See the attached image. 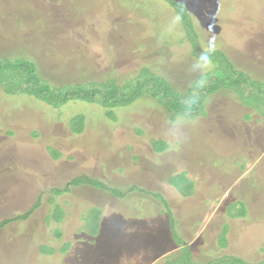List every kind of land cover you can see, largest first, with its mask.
<instances>
[{"label": "rangeland", "instance_id": "374dc122", "mask_svg": "<svg viewBox=\"0 0 264 264\" xmlns=\"http://www.w3.org/2000/svg\"><path fill=\"white\" fill-rule=\"evenodd\" d=\"M176 1L186 11L179 23L166 0H0V58L33 60L43 80L0 82V264H104L107 242L118 249L124 238L140 245L130 264H150L171 243L169 220L187 240L199 235L198 262L264 261V0ZM96 4L105 7L69 13ZM212 36L215 61L194 70V45L202 52ZM229 64L246 77L210 94L195 119L173 117L148 92L113 109L28 94L107 80L124 91L144 68L185 94ZM156 209L162 216L147 215ZM155 222L156 231L140 228ZM107 223L118 232L109 241ZM184 257L189 250L177 263Z\"/></svg>", "mask_w": 264, "mask_h": 264}, {"label": "trees", "instance_id": "16d2710c", "mask_svg": "<svg viewBox=\"0 0 264 264\" xmlns=\"http://www.w3.org/2000/svg\"><path fill=\"white\" fill-rule=\"evenodd\" d=\"M64 1L65 0H52L53 4H50L49 7L55 5L59 7V5H63L65 3ZM30 2H28V6L34 8L35 6L34 2L31 3ZM166 2L177 12V14L181 16V19L184 14L186 15V11L184 12L182 10V8H184V5H182L180 2H177L176 0H166ZM104 4L101 5L96 4L92 10L84 9L83 5H74V6L71 5L70 7L71 12L69 13H71L70 15L72 16L78 17L83 12L92 13L98 8L102 9L103 7H105ZM96 6L99 7L95 8ZM57 7H55V9H57ZM180 9L184 14L181 12ZM47 11H49V13L47 12L48 14L53 13L54 16L60 14L57 10L53 12L52 9H48ZM186 22L188 27L187 32H191L192 27L194 28L193 26L194 23L190 18H188ZM182 24H183V28L185 29V24L184 23ZM191 40L193 43H195L194 42L195 40H193L192 38ZM196 47H198V45H194V55L198 57L201 52H199V50L197 52ZM218 55L219 54H217L216 56ZM214 56L212 55L213 61H215ZM36 65L37 64L33 60L27 59L25 57L23 58V56L20 58L18 56L16 57V59L0 58V82H4V83L6 82L7 83L6 85L8 84L12 85L14 84V82H22L21 84L32 85L33 86L32 88H39L40 82H43V80L41 79L42 76L40 75L39 67H37ZM212 75L209 76L208 81H206L207 79L206 76H202L201 78H199L196 81L197 86H195L185 94L179 93L171 85H169L165 79L154 75L147 68L142 69V73L140 75L142 76V79L135 81L136 82L135 84L128 85V89L125 88L124 91H121L120 88L122 87L118 86V84L115 81L107 80L103 84L96 83L91 85H87V84H78L75 86L68 85V86H63L60 89L53 87L50 88L48 84H46L47 86L43 87V89L45 90L43 95L42 93L29 91L28 87L26 89L21 88L17 90L7 89L8 91L6 90V93L14 95V94H18L19 92H23V94H25L24 90L26 91L28 90L29 95L32 96L34 95L35 97L41 99L43 102L45 101L47 104H50L54 107H59L60 105H64L68 103L69 101L79 100V101L99 104L102 105L103 107L113 109L119 106L128 105L137 98H140L141 96L146 94V92H148L156 99H159L160 102L170 110V113L173 115V117L179 115L187 119L190 118L195 119L201 115L206 116L205 102L210 94L220 90L222 86L233 85L234 84L233 81L237 78L242 80L244 79V77H246L245 76L246 74L244 72H240L233 69L231 64L227 66L224 65L218 68V70L216 69ZM200 80L205 81V83L202 86L198 83V81ZM46 82L48 81L46 80ZM207 82H212V83H207ZM113 92H115L116 94L112 96ZM191 97H196L197 99V102L194 105H188L186 103V101ZM112 113L113 110L109 112V115H111ZM262 114L264 115V113ZM57 190L58 191L56 192L63 193L64 191H69L70 186H67L66 189L64 190L62 189H57ZM62 193H59V195H61ZM238 213L240 215L244 214L242 210H240ZM30 215L31 213L19 215L11 220H6L3 223L25 220ZM236 216H238V214ZM236 260L237 262L239 261L241 264H250L241 260L240 258L239 259L236 258ZM259 264H264V261Z\"/></svg>", "mask_w": 264, "mask_h": 264}, {"label": "crops", "instance_id": "0c3cea01", "mask_svg": "<svg viewBox=\"0 0 264 264\" xmlns=\"http://www.w3.org/2000/svg\"><path fill=\"white\" fill-rule=\"evenodd\" d=\"M128 190H130L132 192V190L130 188ZM180 195L184 196L182 194H180ZM144 210L146 211L147 209L144 208ZM157 211H158V209H156L155 212H153V211L151 212L150 210H148L147 215H148V213L149 214H156ZM163 211H164V209L161 210L159 213H157L156 216H158V217L162 216L161 213ZM172 215H173V212H172ZM167 216H168V214H167ZM245 216H246L245 213L240 215V217H242V218H244ZM168 220H169V216H168ZM169 224H170L169 225L170 226L169 229H170V232H171V243H168L167 246H166L167 249H165V251H163L160 254L158 253L159 256L154 257L155 259H153L150 264H170V261H172L173 264H174V261H176V264H178L177 263L178 258L184 256L187 250L190 251V254H191L190 260L191 261H188L184 257L183 258L184 259V264H194V263L195 264H207V263H201V262L196 261V259H197L196 253L200 252L199 250H201L200 246L198 245V242L200 241V239H197L199 237V235H197V237H196L197 240H196V239H194L195 233H193V234L191 233V236H190L189 240H187L184 236H181L179 231H176V228H174V226H172V223L170 222V220H169ZM105 226H106L104 228L105 229V237L108 239L107 241H109V238L112 239V236H115L116 233H118V232L116 231V229H112L111 228V226H113V225H111V223H107ZM150 226H152V227H150ZM154 227H160V226H158L157 222H155V223H151L148 226V228H146V227H140V228L141 229H146V231L147 230L156 231L154 229ZM223 228L224 227H222L220 235L222 234ZM121 230L123 231L124 229H121ZM175 234L178 236L179 240H174L175 239ZM196 234H198V233L196 232ZM101 235H102L101 232H99L96 235H91L90 236L94 240H97L94 244H97V245L100 244L99 239H100ZM156 235L157 234L155 233L154 235L147 236V237L148 238L156 237ZM220 235L218 236V240H219ZM110 243L112 244V246H110ZM110 243L107 242L106 247L104 249L105 253H104V255H102L106 259V262L104 264H119V262H120V264H130L132 262L134 263L133 254H135V252H137V249L140 246L137 242L134 241V243L132 245V244L129 243V240L124 238L122 240L121 245L118 247V249L116 247V244H117L116 242H110ZM100 247H101L100 249H102L103 246L101 245ZM156 247H157V249H160L158 246H156ZM97 248H99V246ZM154 248H155V246L151 247L148 250V254H151V255L153 254L154 255V252H152V251H154ZM156 252H158V251L156 250L155 253ZM99 257L101 258V255H99ZM87 258H89V256L86 257L85 259H87ZM90 260H92V259H90ZM115 261H119V262H115Z\"/></svg>", "mask_w": 264, "mask_h": 264}, {"label": "clouds", "instance_id": "9594fccd", "mask_svg": "<svg viewBox=\"0 0 264 264\" xmlns=\"http://www.w3.org/2000/svg\"><path fill=\"white\" fill-rule=\"evenodd\" d=\"M181 20V16L177 14L174 17V22L179 23ZM211 30V29H210ZM217 50V43L215 36H212L208 41L206 46L204 47L203 51L200 55L196 58L195 63L193 64L194 70H205L212 64V54H214ZM198 83L202 86L205 81L200 80ZM197 102L196 97L189 98L186 103L188 105H194ZM184 119L182 117H178L177 120L174 122L171 127L174 129V136L179 138L180 132L179 129L183 125Z\"/></svg>", "mask_w": 264, "mask_h": 264}]
</instances>
